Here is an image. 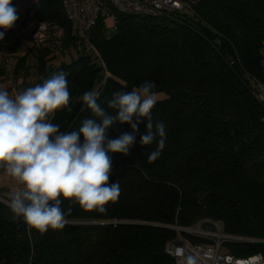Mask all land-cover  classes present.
<instances>
[{
    "label": "trees",
    "instance_id": "trees-1",
    "mask_svg": "<svg viewBox=\"0 0 264 264\" xmlns=\"http://www.w3.org/2000/svg\"><path fill=\"white\" fill-rule=\"evenodd\" d=\"M111 11L113 33L101 17L85 40L61 0H40L33 19L47 23L45 41L34 46L29 17L18 16L9 30L15 40L5 34L0 56L15 53L27 35L29 50L11 72L22 77L23 89L67 74L70 104L51 121L62 132L91 118L81 99L85 91H98L97 102L112 112L115 91L154 82L153 90L166 94L152 110L154 124L166 127L165 148L148 161L156 145H141V123L128 155L109 153V183L120 182L118 200L105 214L71 204L62 230L29 233L0 200V264H174L165 250L176 237L170 226L192 227L203 219L226 234L262 240L225 243L232 255L264 254V107L252 95L255 81H264V0H200L189 11L162 16ZM131 131L117 123L107 139ZM68 207L65 201L62 208Z\"/></svg>",
    "mask_w": 264,
    "mask_h": 264
},
{
    "label": "clouds",
    "instance_id": "clouds-1",
    "mask_svg": "<svg viewBox=\"0 0 264 264\" xmlns=\"http://www.w3.org/2000/svg\"><path fill=\"white\" fill-rule=\"evenodd\" d=\"M18 19L12 0H0V41ZM154 88V82L145 81L138 89L115 91L108 101L112 112L97 102L98 91H85L81 99L91 118L69 132L51 122L70 104L66 73H56L15 95L0 88V169L18 185L4 201L13 218L22 219L29 233L44 234L65 227L73 203L85 212L105 214L107 205L121 194L120 182L109 183V153L128 155L141 123L145 125L141 145H156L148 161H156L165 148L166 127L162 122L154 124L152 117L158 98ZM117 123L129 124L131 133L107 139L108 130ZM65 201L67 211L62 208ZM173 255L177 264H201L198 253L181 246Z\"/></svg>",
    "mask_w": 264,
    "mask_h": 264
},
{
    "label": "built area",
    "instance_id": "built-area-1",
    "mask_svg": "<svg viewBox=\"0 0 264 264\" xmlns=\"http://www.w3.org/2000/svg\"><path fill=\"white\" fill-rule=\"evenodd\" d=\"M200 0H61L66 18L71 22L74 30L85 40L97 23L103 17L104 22H110L112 28L116 22L113 10L124 14L139 16H162L174 11H189L192 5ZM40 0H13V6L19 17L27 15V26L31 30L30 41L38 46L45 41L48 25L43 21H35L33 13ZM260 65L264 73V53ZM252 95L264 107V81H255ZM176 231V237L167 242L166 253L172 257L174 264L177 258L173 255L175 247H184L187 252H196L201 257V264H264V254L258 252L248 256L238 257L231 253H220V249L227 242H256L249 237L229 235L223 232L222 226L215 222H200L192 227L170 226ZM206 239V242H193L183 233Z\"/></svg>",
    "mask_w": 264,
    "mask_h": 264
},
{
    "label": "rangeland",
    "instance_id": "rangeland-1",
    "mask_svg": "<svg viewBox=\"0 0 264 264\" xmlns=\"http://www.w3.org/2000/svg\"><path fill=\"white\" fill-rule=\"evenodd\" d=\"M106 23H107V25L110 26V22L109 21L105 22V24ZM113 31H114L113 28H108L107 29V34L110 35V34L113 33ZM5 34H7L6 35L7 37L10 36L9 40L11 42L13 40H15V35H11V33H9V30ZM19 35H20V32H19ZM16 36H18V35H16ZM28 50H29V41L27 40V35H25V36H22L21 45H20V47L18 48V50L15 53L10 54V55H8L6 57L0 56V63L3 62L2 66L4 65V67H5L4 68L5 72L2 75H0V88H3L5 90L9 91V93L11 95H15L19 91L23 90V86L21 85L22 77L19 76L17 78H13L11 72H12V69H13V67L15 65L17 56H22ZM5 59H7V60H5ZM28 60H29V63H31L33 61L30 57H29ZM35 79H36V76L34 74L30 75L28 77L29 81H32V80H35ZM25 80H27V78ZM157 97H158L157 100H160V99L165 98L166 94L164 92H157ZM17 187H18V185L10 177H8L4 173V171L2 169L0 171V188L4 189L3 193L6 194L7 196H9L11 192H13V191H15L17 189ZM0 200L3 201V202L5 201L2 198H0ZM208 221H211V220L203 219V220L199 221L198 223H200V222H208ZM215 223H217V222H215ZM217 224L220 225L219 223H217ZM220 253H229L226 245H223L221 247Z\"/></svg>",
    "mask_w": 264,
    "mask_h": 264
}]
</instances>
